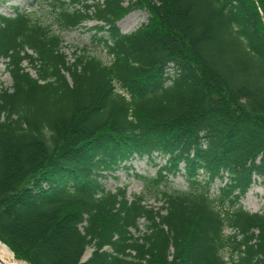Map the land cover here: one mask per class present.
<instances>
[{
    "label": "trees",
    "instance_id": "1",
    "mask_svg": "<svg viewBox=\"0 0 264 264\" xmlns=\"http://www.w3.org/2000/svg\"><path fill=\"white\" fill-rule=\"evenodd\" d=\"M45 1L61 29L95 21L109 61L69 62L49 24L0 13V243L25 264H264V210L239 202L264 187V0ZM156 156L139 193L105 188Z\"/></svg>",
    "mask_w": 264,
    "mask_h": 264
},
{
    "label": "rangeland",
    "instance_id": "2",
    "mask_svg": "<svg viewBox=\"0 0 264 264\" xmlns=\"http://www.w3.org/2000/svg\"><path fill=\"white\" fill-rule=\"evenodd\" d=\"M91 1L94 0H87V2ZM15 6L19 9L26 10L34 20H37L42 24H49L50 28L61 36V50L65 53L69 62L72 61L76 55L81 53L96 56L104 63L109 61V57L105 54L101 46L92 41L94 31L91 29V26L96 24L95 21H86L71 29H61L54 21L55 12L50 9V6L45 0H1L0 13L5 15L11 14L12 9ZM76 6L79 5H69L67 8L71 10ZM146 15L147 14L143 10L134 9L118 20L117 26L123 33L130 32L146 21ZM132 20H136L135 23L132 24ZM22 65L32 77L35 76L34 70L25 61L22 62ZM9 85V77L3 69L2 60H0V86ZM163 162L164 158L159 156H156L154 159V163L156 165L146 161L145 158H133L126 163L130 164V168L120 167L112 173H107L108 176L104 178V186L106 189L113 190L117 186L126 185L127 194L132 192L139 193L142 189L141 183L134 179L132 174L138 173L153 176L158 165ZM169 179L171 180L170 184L172 187L185 189L186 184L180 175L177 174L174 177H169ZM218 184V181H215L212 184L210 189L212 194L216 193V187ZM147 202L155 205L159 204L158 202L152 201V199H148ZM239 202L243 209L250 212H259L264 210V187L256 182L251 184L244 196L239 199ZM138 222L139 229L143 231V221L140 219ZM230 232L231 230L229 228L223 229L224 234H228ZM89 252L90 248L87 247L81 259H85ZM227 252V249H222L220 252L224 259L227 256ZM16 261L19 262V264H25L19 260Z\"/></svg>",
    "mask_w": 264,
    "mask_h": 264
},
{
    "label": "bare ground",
    "instance_id": "3",
    "mask_svg": "<svg viewBox=\"0 0 264 264\" xmlns=\"http://www.w3.org/2000/svg\"><path fill=\"white\" fill-rule=\"evenodd\" d=\"M136 20H132V24L135 23ZM0 260L3 264H19V262H17L13 258L12 253L1 243H0Z\"/></svg>",
    "mask_w": 264,
    "mask_h": 264
},
{
    "label": "water",
    "instance_id": "4",
    "mask_svg": "<svg viewBox=\"0 0 264 264\" xmlns=\"http://www.w3.org/2000/svg\"><path fill=\"white\" fill-rule=\"evenodd\" d=\"M0 264H3V263L1 262V260H0Z\"/></svg>",
    "mask_w": 264,
    "mask_h": 264
}]
</instances>
